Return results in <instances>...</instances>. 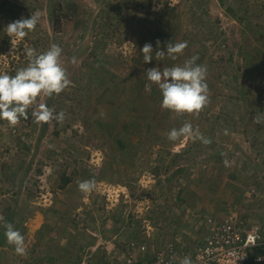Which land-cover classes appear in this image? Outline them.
<instances>
[{"label":"rangeland","instance_id":"1","mask_svg":"<svg viewBox=\"0 0 264 264\" xmlns=\"http://www.w3.org/2000/svg\"><path fill=\"white\" fill-rule=\"evenodd\" d=\"M53 3L79 7L57 30ZM31 15L39 19L27 36L8 33ZM184 41L175 58L156 55ZM53 43L72 83L38 95L16 125L0 120V264L120 260L140 243L194 244L211 215L264 229V0H0V72L14 75L26 49ZM194 56L207 67L208 103L194 113L163 108L147 70ZM41 103L63 110V121H37ZM186 122L194 135L170 141ZM4 221L24 234L26 255L7 241ZM255 252L263 259L251 264H264V245Z\"/></svg>","mask_w":264,"mask_h":264},{"label":"clouds","instance_id":"2","mask_svg":"<svg viewBox=\"0 0 264 264\" xmlns=\"http://www.w3.org/2000/svg\"><path fill=\"white\" fill-rule=\"evenodd\" d=\"M38 16L31 15L29 18L15 20L7 25L9 34L18 39H23L28 32L34 30L38 23ZM187 47V42L169 43L166 51H157L158 57L166 53L173 58ZM62 48L53 43L50 47L37 54L34 48L25 50L29 57L26 66L19 68L14 75L0 72V120H6L10 125H16L21 118H27L30 105L41 93L51 96L59 94L72 82L68 78L67 69L61 62ZM141 51L144 53V62H149L152 57V45L145 44ZM198 57H192L183 65L164 68H149L146 72L147 79L155 83L161 92V106L176 113L199 112L208 103V85L206 82L207 67L196 64ZM151 91V83L146 86ZM39 122L50 120L63 121L65 112L56 113L46 103H41L32 112ZM260 122L259 114L257 123ZM196 130L190 122L184 123L179 128H172L168 132V139L176 141L182 136L192 137ZM203 139V137H200ZM204 143H210L203 139ZM93 179L80 182L79 188L88 192L94 187ZM3 218L0 217V221ZM4 235L7 241L13 245L17 254L26 255V240L24 234L11 222L4 221ZM179 264H193L190 256H184Z\"/></svg>","mask_w":264,"mask_h":264},{"label":"built area","instance_id":"3","mask_svg":"<svg viewBox=\"0 0 264 264\" xmlns=\"http://www.w3.org/2000/svg\"><path fill=\"white\" fill-rule=\"evenodd\" d=\"M236 214L206 217L204 233L199 242L188 244L175 238L153 248L144 243L137 245L120 260H82L78 264H179L190 256L193 264H251L263 257L255 251L264 245V229L256 225L245 229Z\"/></svg>","mask_w":264,"mask_h":264},{"label":"trees","instance_id":"4","mask_svg":"<svg viewBox=\"0 0 264 264\" xmlns=\"http://www.w3.org/2000/svg\"><path fill=\"white\" fill-rule=\"evenodd\" d=\"M78 6L76 3H72L66 10H64L61 5H59L58 3H56L54 5L53 3V7H49V11H50V17H51V21H52V25L54 26V29L57 30L58 26L61 23V18L65 17L69 12L71 14L75 13L76 10H78ZM171 36V34L169 35ZM61 183H60V187L65 186V184H67L69 177L62 175L61 177Z\"/></svg>","mask_w":264,"mask_h":264}]
</instances>
